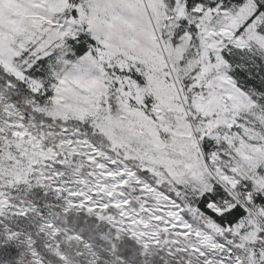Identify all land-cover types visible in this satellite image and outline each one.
Instances as JSON below:
<instances>
[{"label": "snow or ice", "instance_id": "snow-or-ice-1", "mask_svg": "<svg viewBox=\"0 0 264 264\" xmlns=\"http://www.w3.org/2000/svg\"><path fill=\"white\" fill-rule=\"evenodd\" d=\"M0 264H264V0H0Z\"/></svg>", "mask_w": 264, "mask_h": 264}]
</instances>
